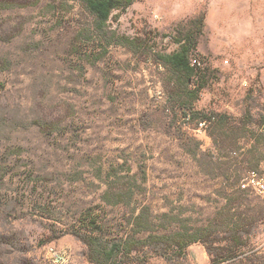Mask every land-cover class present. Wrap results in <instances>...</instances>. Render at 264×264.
<instances>
[{
    "label": "rangeland",
    "instance_id": "1",
    "mask_svg": "<svg viewBox=\"0 0 264 264\" xmlns=\"http://www.w3.org/2000/svg\"><path fill=\"white\" fill-rule=\"evenodd\" d=\"M188 31L196 99L160 58ZM249 170L264 171V0H135L103 31L78 1L0 0V264H53L49 245L94 264L76 234L90 220L146 238L231 218L251 249L219 264H264V202L231 186ZM125 260L212 264L202 242Z\"/></svg>",
    "mask_w": 264,
    "mask_h": 264
},
{
    "label": "trees",
    "instance_id": "2",
    "mask_svg": "<svg viewBox=\"0 0 264 264\" xmlns=\"http://www.w3.org/2000/svg\"><path fill=\"white\" fill-rule=\"evenodd\" d=\"M73 1L82 3L95 17L96 30L103 31L115 11H126L135 0ZM189 23L197 25L199 23L201 26L199 32L201 33L203 19H199L198 21L197 18H194ZM174 42L177 44V47L172 52L161 54L160 58L167 67L181 75L180 84L183 89L187 90L188 96L191 99H196L198 97L199 87L192 88L189 85L197 75V69L191 65V55L199 53L198 35L193 32L191 33V31L185 32L184 34L180 32L179 36L174 37ZM214 116L216 117V115ZM240 181L241 179L233 181L231 186L237 185V190L244 194L247 191L239 187ZM252 210V212L259 215L257 216L259 220H264V213L262 214L256 208ZM238 216L244 221L247 219L245 216ZM96 223L95 220H90L85 232L77 231L76 233L78 238L87 245L88 257L94 264H122L123 261H126L125 259H131L133 253L139 252L147 247L151 248L152 252L166 258H173L174 256L182 257L186 254L187 247L194 242L206 244L212 264H219L222 261L242 254L243 248H247V250L251 249L249 247V241L243 240L242 236L238 234H242L245 228L244 226H246L245 223L238 224L233 218L226 222L219 219L215 223L217 229H214V231L211 230V227H200L196 228L193 233L177 232L169 236L159 237L148 235L146 238L139 236L145 230L141 228V223L137 221L133 223L132 233L112 238L96 233L98 228ZM222 232L223 235L216 236L217 233L221 234ZM222 240L229 242L223 245L221 243Z\"/></svg>",
    "mask_w": 264,
    "mask_h": 264
},
{
    "label": "built area",
    "instance_id": "3",
    "mask_svg": "<svg viewBox=\"0 0 264 264\" xmlns=\"http://www.w3.org/2000/svg\"><path fill=\"white\" fill-rule=\"evenodd\" d=\"M191 65L196 69L203 67V63L197 58L191 60ZM186 119L187 121H191V116L187 115ZM215 120L216 117L210 115L208 118L197 119L193 125L189 122V128L195 137L201 138L207 134L210 125ZM234 154L237 155V152L235 151ZM239 187L242 190L259 196L264 202V171H247L241 178ZM70 256L71 254L66 248H57L53 245L47 247V257L53 264H69Z\"/></svg>",
    "mask_w": 264,
    "mask_h": 264
}]
</instances>
